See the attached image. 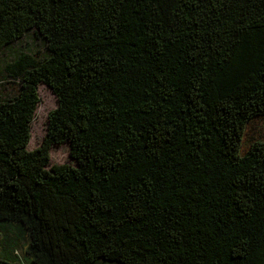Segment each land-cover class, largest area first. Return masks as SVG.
I'll return each mask as SVG.
<instances>
[{"label":"trees","instance_id":"trees-1","mask_svg":"<svg viewBox=\"0 0 264 264\" xmlns=\"http://www.w3.org/2000/svg\"><path fill=\"white\" fill-rule=\"evenodd\" d=\"M263 117L264 0H0V264H264Z\"/></svg>","mask_w":264,"mask_h":264},{"label":"rangeland","instance_id":"rangeland-1","mask_svg":"<svg viewBox=\"0 0 264 264\" xmlns=\"http://www.w3.org/2000/svg\"><path fill=\"white\" fill-rule=\"evenodd\" d=\"M38 42L30 41V46H34ZM24 48L28 47L27 41L22 43ZM40 103L35 113L34 120L31 125V136L28 145L29 150H33L42 145L45 135H46V127H47V117L48 114L57 107V99L54 94L48 89L46 86L41 85L38 90ZM250 131L255 135L256 138H264V117L257 119L250 123ZM56 164H71L74 165V162L69 156V146L68 144H62L59 146H54L50 150V166ZM17 232L13 228L12 237L16 236ZM18 247L17 251L20 255L21 263L28 264L25 256V247H26V239L18 238ZM20 248V249H19Z\"/></svg>","mask_w":264,"mask_h":264}]
</instances>
